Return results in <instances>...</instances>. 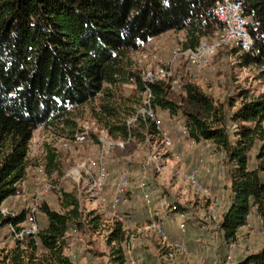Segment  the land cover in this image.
<instances>
[{"label":"trees","instance_id":"1","mask_svg":"<svg viewBox=\"0 0 264 264\" xmlns=\"http://www.w3.org/2000/svg\"><path fill=\"white\" fill-rule=\"evenodd\" d=\"M217 1L0 0V203L19 191L18 185L27 175L34 131L43 125H70L69 111L101 93L108 96L96 113L98 129H106L113 138L130 133L138 141L147 135L159 138L154 122L142 116L128 126L142 105L146 87L129 54L172 30L186 31L184 47L196 46L217 23L213 13ZM235 1L249 17L254 46L249 52L233 49L242 53L240 65H256L264 80V0ZM225 51L229 50L225 47L218 53ZM122 85L134 86L127 102L110 101L112 90ZM181 85L185 99L195 108L187 109L171 96V80L167 79L150 83L152 105L171 117L181 114L190 139L210 141L225 152L231 202L220 218L219 229L227 243L249 225L253 214L264 222V92L253 94L240 88L236 98L229 99L228 110L195 82ZM230 122L235 128L232 134ZM58 158L54 149L47 150L49 172L59 168ZM58 193L60 210L42 203L47 225L38 233L39 245L27 239L3 249L2 264H77L67 253L70 230L98 226L103 213L85 212L74 190ZM177 205L178 210L187 211ZM11 219L24 221L25 212L15 218L0 214L2 225ZM113 219L117 226L109 234L110 244L121 242L123 236V223ZM158 237L169 255L168 244L173 240L164 243ZM113 248L116 264L132 261L124 248ZM132 256L137 264L135 251ZM233 264H264V247Z\"/></svg>","mask_w":264,"mask_h":264},{"label":"rangeland","instance_id":"2","mask_svg":"<svg viewBox=\"0 0 264 264\" xmlns=\"http://www.w3.org/2000/svg\"><path fill=\"white\" fill-rule=\"evenodd\" d=\"M185 40L186 31L174 30L152 38L141 49L130 52L129 56L133 62V69L144 76L148 70H154L158 66L167 64L173 51L182 46ZM233 48L234 45L226 47V50L229 51L217 53L201 67H187L184 61L178 62L175 64V77L179 79L180 83L195 82L211 94L217 103H224L228 110L229 99L233 96L236 98L235 94L240 88H247L253 94L263 93L264 80L259 68L256 65L241 66L239 55L242 53L234 51ZM133 88L132 85H122L113 89L112 95L115 97L110 96V101L127 102L126 99L130 96ZM171 92V96L184 104L187 109L195 108L193 104L185 99L183 89L179 87L172 88ZM107 96L101 93L88 103L71 109L67 118L72 123L68 126L65 123L59 127L43 125L34 131L29 150L30 165L24 180L26 189L19 196L9 197L4 203L5 206L10 210L20 212L23 207L33 200L34 195L42 185L39 182L42 176L38 169L41 167L46 168L47 150H53V145L58 139L71 137L77 130L80 131L81 124L87 123V121L92 128L90 133L91 139L93 137L92 146L89 143V147L83 148L84 150L68 148L59 150L57 152L59 168L52 172H49L46 168V174L50 178H58L83 160L87 152L96 153L98 149L96 135L98 137L99 134L96 113L100 112L101 102ZM237 102H240V100H237ZM159 114L165 118L166 123L172 119L168 111L162 110L159 111ZM175 118L184 120L181 114L176 115ZM228 127L232 134L235 128L231 122L228 123ZM149 140V144H146L145 141L135 139V142L129 144L126 149H115L113 151L110 158L111 177L106 181L108 191L106 197L108 200L111 199L114 191L115 179L124 167H129L133 185L138 184L143 177H146L149 184H153L159 189V193L154 195L155 204L149 206V208L153 207V212H155L154 206L158 205L159 198L166 196L169 201L179 203L188 211V217H190L188 220L189 227H192V224H197L200 221L199 219H207L211 212H215L220 220L231 199L228 172L230 165L226 163L225 152L219 150L210 141L197 142L190 138H180L173 149H168L164 146L160 137L155 139L149 136ZM184 141L188 142L185 143ZM154 152L160 153V157H157ZM255 153L256 150L252 152L253 161ZM152 155L156 156L153 161L150 159ZM200 165L205 173H201V170L197 167ZM193 170H197L203 184L202 190L194 188L184 179L182 173ZM65 179L67 180L63 185L65 189L67 191L74 190L78 193L79 191L73 189L74 178L65 177ZM59 196L58 192H52L43 198L42 203L45 202L52 208L60 210ZM82 204L85 212L100 214L96 206L87 200L86 195ZM119 208L131 212L132 221H134L131 224H123L121 242L109 243V234L117 226V223L109 213H103L98 226L87 224L81 231L70 230V244L67 253L72 257L75 255L79 260L86 256L87 263L85 264H116L113 258V247L124 248L127 252V247L130 244L133 250L132 253L134 251L137 253V264H200L202 260L207 264H212L214 258H218L219 264H233L239 256L241 257L249 251H259L264 246V234L255 230L256 225L264 226V222L262 223V219L257 214H253V220H251L255 221L256 224L253 227H242L243 229L239 230V234L235 239L238 247H236L231 261L225 258L227 243L222 238V231L219 226H216L218 220L211 221L210 225L213 227L205 229L202 233L197 231V228L191 234L187 230V236L188 234L191 235L193 242L202 244L200 252L192 249L186 241L189 254L175 252L171 257L167 254L168 249L162 244L154 230L142 226L148 221L149 212L140 195L132 192L127 193ZM212 208L214 211H212ZM152 217L157 219L155 215ZM38 218L41 227H45L47 217L42 210L39 212ZM2 226L0 223V238ZM254 241L255 243H253ZM133 257L129 256L132 261L126 264H136Z\"/></svg>","mask_w":264,"mask_h":264},{"label":"built area","instance_id":"3","mask_svg":"<svg viewBox=\"0 0 264 264\" xmlns=\"http://www.w3.org/2000/svg\"><path fill=\"white\" fill-rule=\"evenodd\" d=\"M213 13L216 17L217 23L212 32L205 38L201 39L199 43L194 47H177L167 64L158 66L154 70H148L143 76L145 82V91L143 96L142 105L139 107L137 113L128 120V126L131 127L135 124L140 116L145 120L154 122L157 134L161 138L164 146L168 149H173L177 141L180 138H189V131L183 120L172 117V119L166 123L159 112L152 105V90L150 83L158 80H171V88H182V85L178 78L175 77V64L184 61L187 67H201L215 56L222 48L234 45L241 52H249L253 49L254 40L250 34L248 22L249 17L244 14L243 6L240 2L235 0H218L213 7ZM261 70L264 71V64L261 66ZM92 128L88 121L81 124L80 131L77 130L72 137L60 138L53 145L55 152L64 148L68 149H83L93 144V137L91 139L90 133ZM98 149L95 154L87 152L83 160L77 163L74 167L68 169L58 178H50L46 174V168L38 169L42 179L39 182L42 185L37 190L33 197V200L27 204L22 210L13 211L4 205L5 201L0 203V214L2 216L11 218L17 217L20 213L25 212V220L21 222H14L13 219L7 220L2 226V234L0 238V254L1 251L9 246L16 245L17 243H23L27 239H34L35 244L39 245L38 233L41 229L38 214L41 212L42 201L45 196H48L52 192H61L66 190L65 177H73L74 189L78 192V197L81 203L84 202L85 195L100 213H109L113 218L121 221L123 224H131L133 221L130 217L122 214L119 211V206L123 202L127 191L133 187L131 180V171L129 167H124L120 174L117 176L113 186V192L111 199L106 197L107 185L106 181L111 177L110 171V158L115 149H126V147L135 142V138L132 133L125 138H113L108 134L106 129H99L98 137ZM146 144H149V135L144 140ZM84 150V149H83ZM157 157H160V153L154 152ZM155 155L150 157L151 161L154 160ZM186 182L190 183L194 188L202 190L203 184L200 181L197 170L191 172L182 173ZM26 178V177H25ZM19 183V191L12 196H19L24 193L26 186L24 180ZM144 203L149 207L154 202L155 193H159V189L149 184L146 177H143L137 184ZM83 196H82V194ZM10 196V197H12ZM158 206L164 210L171 211L176 214L180 219L179 228L181 234L187 231V219L188 211L178 210V205L171 202L167 197H160L158 200ZM212 211L213 208H212ZM249 217V216H248ZM219 219L215 212H211L207 219L200 220V226L203 230L212 228L210 222ZM246 226V225H245ZM144 227L156 231V233L163 239L164 243H168V232L160 220H152L150 223L145 224ZM76 230V229H75ZM255 230L264 234V226H255ZM227 252L225 258L228 261L233 259V253L238 247L236 240L227 242ZM168 246L171 248L169 256H173L175 252L182 254H189V247L184 239H178L171 241ZM132 246L129 244L127 247V254L132 257ZM76 256H73L75 259ZM218 258L212 260V264H219ZM0 264H2L0 257ZM200 264H207L204 260Z\"/></svg>","mask_w":264,"mask_h":264},{"label":"crops","instance_id":"4","mask_svg":"<svg viewBox=\"0 0 264 264\" xmlns=\"http://www.w3.org/2000/svg\"><path fill=\"white\" fill-rule=\"evenodd\" d=\"M185 143H187L188 141H184ZM183 142V143H184ZM202 162V161H201ZM203 162H204V159H203ZM200 170H201V173H205V171L201 168V165L200 166H197ZM210 173V172H209ZM132 186L133 187H131L128 191H127V193H130V192H132V193H134V194H138V195H140L141 196V193H140V191H139V189L137 188V184L136 185H133L132 184ZM126 193V194H127ZM141 198H142V196H141ZM230 202H231V199H230ZM145 204V203H144ZM153 204H155V202H153ZM229 205H230V203H229ZM121 206V205H120ZM119 206V207H120ZM145 206L147 207V210H148V212H149V216L147 217L148 219V221L145 223V224H148V223H150L152 220H160L163 224H164V226H165V228H166V230H167V232H168V235H169V238L171 239V240H178V239H184L185 241H187L189 244H190V247H192V249H194V250H197L198 252H200V250H201V247L200 246H202V244L201 243H198V242H193V240L191 239V235H189L188 234V236H187V231L186 232H184V233H182L181 234V231H180V228H179V221H180V219L176 216V214L175 213H173V212H171V211H168V210H164V209H162V208H160L158 205H156V206H154L155 207V212H153L152 210H153V207L152 208H149L146 204H145ZM229 207V206H228ZM228 209V208H227ZM226 209V210H227ZM119 211L122 213V214H124V215H126V216H128V217H130L131 219H133V216L129 213V212H126V211H124V210H121L120 208H119ZM144 211H146V210H144ZM126 213V214H125ZM156 216L157 217V219H154L152 216ZM150 217H151V219H150ZM201 218V217H200ZM190 219V217H188V219L187 220H189ZM199 220H201V219H199ZM253 220V219H252ZM252 220H250V223H249V225H247V226H243V227H248V228H250V227H253L255 224H256V222L254 221H252ZM134 222V221H133ZM252 222V223H251ZM188 223V222H187ZM144 224V225H145ZM144 225H142V226H144ZM196 228H197V231H200L201 233H202V231H205V230H203L201 227H200V221H198V223L197 224H195V225H193L192 224V227H189V223H188V225H187V230L189 231V233L191 234V232H195L196 231ZM243 228H241L240 230H242ZM192 233V234H193ZM184 235H186V236H184ZM206 236V235H205ZM184 237H186V238H184ZM187 239V240H186ZM253 243H255V241L253 242ZM264 247V246H263ZM258 250H255V251H249L248 253H246V254H249V253H252V252H257ZM245 254V255H246ZM135 255H136V257H138L137 256V253L135 252ZM242 256H244V255H242ZM242 256L240 257L239 256V258H242ZM76 262H77V264H85V263H87V257L86 256H83L82 258H81V260H79V258L78 257H76L75 259H74Z\"/></svg>","mask_w":264,"mask_h":264}]
</instances>
